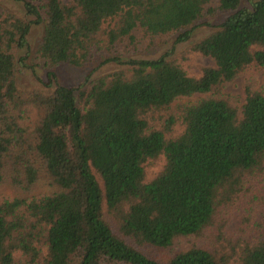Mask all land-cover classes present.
Returning a JSON list of instances; mask_svg holds the SVG:
<instances>
[{"label": "trees", "instance_id": "1", "mask_svg": "<svg viewBox=\"0 0 264 264\" xmlns=\"http://www.w3.org/2000/svg\"><path fill=\"white\" fill-rule=\"evenodd\" d=\"M12 1L32 20L0 17V188L49 190L0 199V264H264V204L236 239L217 230L208 248L172 252L211 228L246 183L264 179V88L247 89L240 108L213 97L181 106L175 136L174 118L161 127L153 120L177 98L264 70V0L207 9L227 15L189 48L214 63L198 77L161 55L87 78L76 93L52 86L48 73L47 95L16 87L25 67L16 51L33 25H42L37 53L49 65L81 67L105 52L101 66L120 62L113 47L137 27L151 36L181 32L172 50L186 43L210 0ZM161 156L162 170L145 181L144 164ZM151 249L170 257L156 259Z\"/></svg>", "mask_w": 264, "mask_h": 264}, {"label": "rangeland", "instance_id": "2", "mask_svg": "<svg viewBox=\"0 0 264 264\" xmlns=\"http://www.w3.org/2000/svg\"><path fill=\"white\" fill-rule=\"evenodd\" d=\"M67 1V0H66ZM218 0H210L206 5L202 17L194 26L188 27L186 30L191 31V36L186 43L178 44L172 50V45L177 36L181 32L169 33L166 35H147L140 28H135L131 32V37H125L117 41L113 47V54L118 57L120 62H108L101 66H97V61L101 56L106 55L105 52H95L93 58L81 67H75L68 64L49 65L47 61L38 56V48L42 41L43 28L42 25H33L27 36V47L16 51V57L23 58L25 67L18 68L16 74V87L25 93L34 91L44 95L51 93L52 89L46 88L48 82L47 74L52 73L53 84L62 85L73 90L86 85V80L106 75L123 69L128 61L132 60H151L161 55H169L170 60L180 65L189 75L198 77L203 68L214 67L213 61L208 57H203L189 51L191 45L206 35L215 31L227 14L214 11L209 13L207 9L216 8ZM248 0H240V8L249 7ZM6 14H12L25 21L32 20V17L26 16L23 6L20 2L12 0H0V17ZM113 26V22H106L103 27L108 29L109 25ZM172 50V51H171ZM264 88V70L257 68H248L241 72L233 81L229 83H218L207 94H195L191 97L177 98L166 112L158 113L154 121L155 125L161 127L170 117L174 118L175 123L170 129V135L175 136L182 131L179 121V108L195 102L198 99L207 97L223 98L229 101L233 106L240 108L244 103L245 91L262 90ZM161 116V117H160ZM160 118V119H159ZM164 159L159 157L155 161H147L144 164L145 181L153 179L163 168ZM49 190L46 185L38 184L31 191L23 192L15 191L7 185L0 188V199L9 198L10 196H27L31 194H42ZM264 204V179L262 182H248L244 185L242 193L236 202L229 206L218 209L214 225L207 229L199 238H186L179 240L174 245L172 252L186 249L193 245L197 247L208 248L211 246L217 230L222 231L226 238L236 239L239 234L238 228L241 227L242 221L246 220L251 210H255L257 205L259 209ZM258 209V210H259ZM256 213V211H255ZM259 213L257 211L256 216ZM255 216V215H253ZM248 238L252 239L250 232ZM149 254L156 258L162 259L170 257L169 250L160 252L151 249Z\"/></svg>", "mask_w": 264, "mask_h": 264}]
</instances>
